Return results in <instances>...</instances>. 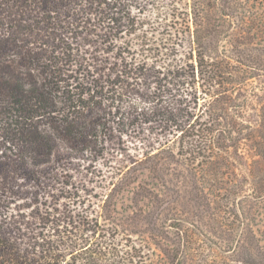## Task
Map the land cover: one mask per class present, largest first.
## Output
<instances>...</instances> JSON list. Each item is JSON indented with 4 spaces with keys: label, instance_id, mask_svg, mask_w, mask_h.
Instances as JSON below:
<instances>
[{
    "label": "trees",
    "instance_id": "trees-1",
    "mask_svg": "<svg viewBox=\"0 0 264 264\" xmlns=\"http://www.w3.org/2000/svg\"><path fill=\"white\" fill-rule=\"evenodd\" d=\"M133 2L0 0V264H200L196 238L179 225L168 236L157 221L147 235L151 254L143 245L119 248L109 231L100 235V217L118 225L120 191L140 196L138 204L151 189L158 203L166 184L190 200L207 187L219 191L214 203L222 190L234 202L241 197L238 224L254 230L245 209L254 201L245 198L264 203V0H174L163 23L183 53L162 77L155 64H124L130 51L122 40L140 23ZM130 132L163 142L134 161L100 215L65 214V229L53 215L54 233L42 234L56 195L51 172L68 160L100 158L109 140ZM262 205L260 236L228 240L222 250L231 253L220 264H264ZM218 219L213 230L227 233Z\"/></svg>",
    "mask_w": 264,
    "mask_h": 264
},
{
    "label": "rangeland",
    "instance_id": "rangeland-1",
    "mask_svg": "<svg viewBox=\"0 0 264 264\" xmlns=\"http://www.w3.org/2000/svg\"><path fill=\"white\" fill-rule=\"evenodd\" d=\"M133 2V14L140 18V23L137 26L136 31H132L131 36H127L122 41L129 42V53H126L127 60L130 58L133 61L143 60L146 63L152 65L155 64L156 71L160 77L165 74H169L168 70L170 66L179 63V59L182 56L183 51L178 52L176 47V40L172 39L168 35V29L165 26V19L169 8L174 0H137ZM178 1V6L183 4L184 0ZM159 17H162V21H159ZM143 22V23H142ZM170 28L169 30H171ZM146 32V34H144ZM144 35V37H142ZM160 72V73H159ZM130 79V78H129ZM152 85H155L152 84ZM187 88V86H186ZM185 88V89H186ZM252 102L255 104V99ZM151 131V130H150ZM148 135V136H147ZM114 138V139H113ZM106 144L105 150L100 158L80 161V160H68L62 162L56 169V172H51V186H53L52 192L56 195L51 194V206L50 210L52 215L47 224H39V231L43 233H54V229L51 227L53 215H61L60 227L65 229L69 224L71 226L70 217L63 220L64 215L75 216L77 212L85 209L88 212L96 214L97 211L100 213V205L104 201L105 195L110 190L119 184L122 178L125 176V172L128 175H132V166L134 161L146 158L143 153L145 151L157 150L159 142H163L162 139H157L156 136H149V132L137 134L130 132L127 135H117ZM185 145V144H184ZM176 151L186 150L179 142H174ZM153 148V149H152ZM180 153V154H181ZM177 160H185V157H177ZM152 159L146 160L148 163ZM196 160L193 163L196 165ZM200 185L198 186V188ZM233 186L229 184V189ZM119 189V186H116ZM158 194L162 196V200L158 201L154 199L155 192L148 191L145 196L146 199L136 203V198L140 199V196H136L133 193H126L120 191L117 198V207L119 212L118 225L112 223V221H106L100 217V235L104 237L107 231L110 233L111 240L119 244V248L126 250L129 246L143 245L147 246L146 249L150 250L149 254L155 252L156 245L150 243L147 235L150 234V230L158 228L155 224L157 221L168 225L163 231H168V236H172L173 233L177 232L173 225H179L184 234H192L196 238L195 250L197 251L198 258H203L200 264H220L221 258H225L231 251L224 253L223 247L227 249L226 242L228 240H244L245 237H251L256 234V237L260 236L258 229H262L260 219L263 212L261 206L257 200L251 197H246V200H252L254 202H248L245 204V209L248 208V217L252 223V230L244 228L238 222L244 220V216H238L239 209L235 207L241 197L234 200L228 196L223 190L220 191L224 196L218 203H214V195L218 194L219 191L214 188L207 187L204 192L197 190L200 197L198 199L193 197H184L186 191L169 184L159 187L157 190ZM245 191L243 193H248ZM124 194V195H123ZM204 197H208L211 203L208 204L207 199L203 200ZM150 198H152L150 200ZM249 204H253L250 207ZM97 205V206H96ZM158 205V207H156ZM242 205V204H241ZM36 204H33L31 209ZM242 208V206H240ZM28 210L27 212H29ZM45 208H42V212ZM95 211V212H94ZM173 211L178 214L177 220L170 219ZM189 211V213H185ZM40 212V214L42 213ZM91 214V213H90ZM218 216V220L228 227L227 233H219L218 229L213 230L214 218ZM248 219V220H249ZM72 220H75L72 219ZM237 221V223L232 222ZM45 221V222H46ZM58 221V220H56ZM171 224V225H170ZM170 225V226H169ZM69 227V226H68ZM57 233V232H56ZM226 234H230L227 236ZM223 246V247H222ZM217 261V262H216Z\"/></svg>",
    "mask_w": 264,
    "mask_h": 264
}]
</instances>
